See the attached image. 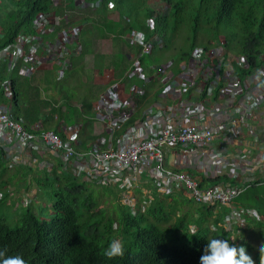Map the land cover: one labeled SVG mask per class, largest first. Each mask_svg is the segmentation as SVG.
Wrapping results in <instances>:
<instances>
[{"label":"built area","instance_id":"2783aa9c","mask_svg":"<svg viewBox=\"0 0 264 264\" xmlns=\"http://www.w3.org/2000/svg\"><path fill=\"white\" fill-rule=\"evenodd\" d=\"M81 4L85 6V0ZM98 5L89 4L93 9ZM113 9L109 4V10ZM61 22L55 12L39 14L33 22L34 34L19 35L14 46L0 52V61H8L11 68L19 66L25 77L54 70L62 80L74 53L69 45L78 44L81 28L52 37ZM153 26L151 19L147 27L153 30ZM126 39L141 49L130 52L127 77L149 84L152 79L141 58L163 48L162 41L149 40L137 29ZM225 46L220 38L210 46L195 47L185 62L176 65L177 72L173 61L153 66L162 78V87L155 93L135 84L126 87L113 71L104 72V91L92 108L103 134L86 144L81 141L82 125L62 124L59 134L41 123L27 129L15 119L12 107L1 101L0 148L7 166L51 171L58 162L77 178L117 188L120 203L133 213L150 207L155 193L181 192L189 201L211 208L213 215H221L222 228L229 237H236L230 239L235 243L250 220L263 222L257 210L240 206L237 200L252 185H264V55L263 66L240 79L235 68L248 70L249 61L242 55L225 58ZM3 91L4 98L11 100L9 85L4 84ZM214 178L237 184H208ZM8 192L14 194L11 189Z\"/></svg>","mask_w":264,"mask_h":264},{"label":"trees","instance_id":"16d2710c","mask_svg":"<svg viewBox=\"0 0 264 264\" xmlns=\"http://www.w3.org/2000/svg\"><path fill=\"white\" fill-rule=\"evenodd\" d=\"M135 1L85 0V6H80L76 4V0H0V27L3 31L0 33V52L14 46L19 35L34 34L33 22L39 14L55 12L62 19L54 29V34H51L52 37L60 31L67 32L77 26L81 28L78 44L69 45L74 52L71 67L60 81L54 70L43 71L39 78L36 75L25 77L20 74L19 66L11 68L8 61H0V102L9 104L15 119L27 129L41 123L46 130L59 134L62 124H80L81 141L86 144L95 140L102 132L98 134L95 131L98 122L94 120L92 108L97 99L91 95V85L97 76L107 70L113 71L114 76L122 80L126 87L134 82L126 75L130 67V52L141 51L126 39L133 29L145 32L149 40L157 37L162 41L163 48H155L158 49L155 51L156 57L163 56V52L168 51L169 45L183 32L191 34L193 41L190 43V52L176 59V65L185 62L187 56L189 58L190 53L198 46V37L206 42L204 47L223 37L227 51L225 58H230L231 54L242 55L249 61L248 70L235 68L240 79L263 66L264 0H161L168 8L163 15L156 14L153 7L147 5L150 0ZM91 3L99 5L93 9L89 6ZM109 4L114 6L112 11L109 10ZM142 8L143 10H139ZM71 13L78 16L77 19H71ZM151 19H154L153 30L147 27V22ZM108 43L110 50L103 52L104 45ZM78 47L80 52H77ZM149 55H144L141 63L144 66L148 62L146 74L152 80L149 84L138 81L135 85L151 91L157 85L162 87L161 76L151 69L162 63ZM4 84L11 88V100L4 98ZM43 87L57 90L58 97L44 98ZM186 96L189 97L190 94L185 93ZM155 99H158L157 93ZM72 100L77 102L78 107L71 103ZM134 120L135 118L130 124ZM6 168L7 161L0 148V179ZM26 169L30 172L34 170L28 167ZM38 169H42L43 178H37V184L43 191L51 194V216L54 217L51 222H47L41 219V216H45L42 208L37 213L32 211L30 205H19L22 210L20 226L11 228L0 219V248H7L6 255H20L26 264H198L199 256L209 239V229L204 228L208 235L190 243H177L180 233L183 237V234L191 230L181 218L170 226H162L169 221L170 216L163 214V201L160 203L158 198L166 196L155 193L156 202L144 212L133 213L131 209L125 211L123 205H120L116 218L109 216L105 219L104 210L98 208L94 192L89 189V186L101 187L63 171L58 162L51 171L46 168H37V171ZM224 181L230 180H207L210 185ZM230 182L237 184L235 181ZM258 183H262V180ZM7 184L9 183L0 180V193H3L0 202L6 205L10 201ZM179 193L182 194H175ZM237 202L240 206L256 209L263 217V224H255L258 228H263L264 185H252ZM205 209L208 215H213L211 208ZM221 222L222 216L212 221L216 226ZM220 229V234H226L229 238V234L222 227ZM211 231L210 238L217 237L214 234L217 232ZM245 232L239 235L235 243L230 240L229 243L240 245ZM112 239L125 243L123 256L111 259L104 256V250ZM244 247L251 256L253 248L247 243Z\"/></svg>","mask_w":264,"mask_h":264},{"label":"rangeland","instance_id":"374dc122","mask_svg":"<svg viewBox=\"0 0 264 264\" xmlns=\"http://www.w3.org/2000/svg\"><path fill=\"white\" fill-rule=\"evenodd\" d=\"M127 1V0H126ZM135 1V0H134ZM78 2V5L81 4V0H76ZM136 3L138 1H135ZM143 4H145V1H143ZM83 5V4H81ZM80 5V6H81ZM147 5L149 7H153L156 14L163 15L166 14L168 11L167 5L165 2H162L161 0H150L147 2ZM139 10H143L139 9ZM71 19H77L78 16H74V14L71 13ZM2 28L0 27V33H2ZM224 40V38L222 37ZM193 41V36L188 33H182L180 36H178L174 43L168 48V51L163 52V56L156 57L155 51L158 49L153 50L149 56L154 57L159 60V63H163L165 61L169 62L174 60L175 62L173 66V70L177 72L176 63L179 57L182 54H188L190 52V43ZM109 43L104 45L103 52H106L110 50ZM197 45L198 46H204L206 45V42H203L201 38H197ZM109 48V49H108ZM107 49V50H106ZM165 56V57H164ZM233 54L230 55V58H232ZM188 56L186 57L185 61L187 60ZM148 62L144 63V67L146 70V73L148 74V71L146 67L148 66ZM152 67V66H151ZM150 67V68H151ZM40 74H36V78H39ZM40 84V83H37ZM132 84H138V81H134ZM91 95L95 99H97L100 94L104 91V87L99 84H92L91 85ZM43 96L46 99H56L59 95V92L57 90H54L53 88L44 89L43 87ZM73 104H77L76 101H71ZM95 131L100 134L102 132L101 125L99 123L95 126ZM34 170L32 172L28 171L24 167H11L7 166L4 174L1 176V181L8 182L6 190L11 189L14 193L9 197V200L7 205L3 202H0V219L5 221L11 228L20 226L21 221V212L20 209L21 205V199L22 195L26 198V205H30L32 207L33 212H37L42 208L44 210L45 216H41L42 220H46L47 222H51L54 216H51L53 213V207H52V196L49 195L45 191H43L40 187H38L37 184V178L41 179L43 178V172L42 169L33 168ZM90 191L94 192L95 200L97 199L98 202V208L101 210H104L105 212V219H107L109 216H113L116 218L119 213L118 206L122 205L120 203V200L118 198V189L117 188H111V189H105V188H96L89 186ZM5 188L2 189L5 193ZM139 193V192H138ZM117 197V198H116ZM169 197V196H166ZM172 202L165 199L163 200V206H162V212L163 214H167L170 216V219L167 223H165L162 226H170L174 224L178 219L181 218L184 219L185 224L189 226V228L194 227L195 233L187 232L185 234L182 233L179 234V240H176L179 244H186L192 242L196 238H200L202 236H205L207 233L204 230L205 227L209 229V238L211 237L212 232L211 230H215L217 233H214L217 235V237L221 239H227L228 236L221 235L220 234V228L222 227V223L219 226H216L212 223L214 221V218H217L218 216L215 215H208L206 213V209L204 206L198 205L194 202L188 201L182 194L179 193V195L174 194L172 197ZM28 203V204H27ZM137 205V204H136ZM125 211H129L131 207L123 206L122 207ZM132 211V209H131ZM215 226V227H214ZM244 237L241 239V244H249L253 248V252L251 253V258L255 259L253 261V264H259V252L258 248L256 247L257 244H259L261 241H264V227L258 228L256 226L251 227V229H248L244 233ZM208 235V234H207Z\"/></svg>","mask_w":264,"mask_h":264},{"label":"clouds","instance_id":"9594fccd","mask_svg":"<svg viewBox=\"0 0 264 264\" xmlns=\"http://www.w3.org/2000/svg\"><path fill=\"white\" fill-rule=\"evenodd\" d=\"M230 239L235 240L236 237L233 236L228 239L209 238L199 256L198 264H253V260L246 253L244 245L230 244ZM256 247L259 252V264H264V241H261ZM124 251L125 243L122 240L112 239L108 242L103 254L111 259L123 256ZM6 252V247L0 248V264H26L20 255L8 256Z\"/></svg>","mask_w":264,"mask_h":264},{"label":"crops","instance_id":"0c3cea01","mask_svg":"<svg viewBox=\"0 0 264 264\" xmlns=\"http://www.w3.org/2000/svg\"><path fill=\"white\" fill-rule=\"evenodd\" d=\"M107 71H111V70H107ZM106 72V71H105ZM40 74V73H39ZM101 76H102V74L101 75H99V76H97V78L95 79V82H94V84H99V85H101V82H102V80H101ZM152 79V78H151ZM160 89V86H155L154 88H153V91L152 92H157L158 90ZM257 130H258V128H256ZM259 132V131H258ZM248 141H249V143H246V145L247 144H249V147H251V145H252V143H253V136H251V138H249L248 139ZM184 196V195H183ZM163 197V196H162ZM184 198H186V197H184ZM165 199H167V200H169L170 202H172V199L170 198V196L169 197H163V198H158V201H160V203H162V201L163 200H165ZM187 199V198H186ZM189 201V200H188ZM156 202V201H155ZM154 202V203H155ZM248 208V207H247ZM256 210V209H255ZM215 216H221V215H215ZM262 216V215H261ZM262 219H263V217H262ZM255 223H262V222H257V221H249V223H248V226H247V228H246V230L245 231H247L248 229H251V227H254V226H256V224ZM263 224V223H262ZM257 227V226H256ZM264 227V226H263ZM260 228V227H259Z\"/></svg>","mask_w":264,"mask_h":264}]
</instances>
